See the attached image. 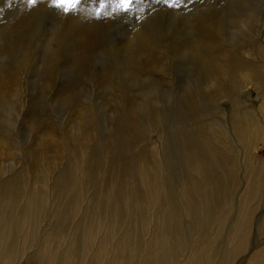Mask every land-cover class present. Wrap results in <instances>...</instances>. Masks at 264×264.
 <instances>
[{
    "label": "rangeland",
    "instance_id": "rangeland-1",
    "mask_svg": "<svg viewBox=\"0 0 264 264\" xmlns=\"http://www.w3.org/2000/svg\"><path fill=\"white\" fill-rule=\"evenodd\" d=\"M258 36L264 0H0V264H264Z\"/></svg>",
    "mask_w": 264,
    "mask_h": 264
},
{
    "label": "bare ground",
    "instance_id": "bare-ground-1",
    "mask_svg": "<svg viewBox=\"0 0 264 264\" xmlns=\"http://www.w3.org/2000/svg\"><path fill=\"white\" fill-rule=\"evenodd\" d=\"M259 37V39H260V42L264 45V37L263 38H260V36H258ZM261 43H258L257 44V47H261ZM241 54H242V51H241ZM244 55L246 56V57H249V59L250 58H253L254 59V57L256 56L257 58H259L258 57V55H252L251 53H249V51L248 50H246V51H244ZM223 77H227V75H225V74H223ZM250 78V77H249ZM247 79H248V77H247ZM211 80V82L212 83H214V84H216V85H218V86H220L221 85V81H218V80H222V79H219L218 77H213V78H211L210 79ZM231 84H233L234 86H236V87H238L239 85H238V83L237 82H235V81H232V83ZM243 86H241V87H248L249 86V84H251V82L249 81V82H247V80L246 79H243V82L241 83ZM252 85V84H251ZM247 96V95H246ZM184 99H186V101H188V99H189V95H187L186 94V97H184ZM256 103L257 102H255V104H254V101H252V99H250V98H248V97H242V99H241V101L239 100L234 106H233V108L234 109H236L237 107H239V109H237V111H235V112H232L233 113V115H231L230 116V118H231V122H229V123H231V125H230V130L232 131V133L233 134H236V132H237V138H242V131H244L245 129H246V127H244V124L247 122V118L252 114V111L255 109V105H256ZM231 106V105H230ZM228 108V107H227ZM229 108H231V107H229ZM233 108L231 109V111L233 110ZM248 109L250 110V111H248ZM227 110V109H226ZM230 111V110H229ZM230 111V112H231ZM234 111V110H233ZM226 116V115H225ZM227 118H229V117H227ZM228 121V120H227ZM229 125V124H228ZM228 125H227V127H228ZM217 126V125H216ZM226 127V128H227ZM229 129V128H228ZM222 130H224V129H222ZM231 131H229V132H231ZM225 132V131H224ZM224 132L222 133L221 132V134H219L218 135V139H219V141L220 140H225V135H224ZM228 132V131H227ZM228 132V133H229ZM227 136V135H226ZM227 138V137H226ZM236 140V139H235ZM236 142V141H235ZM239 145V144H238ZM261 184H262V176L261 175H259L258 174V179H257V182H256V185H254L252 188H250V189H248V190H245L244 191V193L242 194V196H243V198H244V200L246 201L247 199H248V201L251 203V205H252V207H253V205H254V202H255V199L257 198V196H258V194H259V192H260V189H261ZM213 190H215V186L213 185ZM211 193H212V191H210V192H204V193H202L204 196H207L208 197V200L206 201L207 203L210 201L211 203H213V201H214V199H213V196L211 195ZM206 198V197H205ZM216 199V198H215ZM244 201V202H245ZM243 206H247V205H244V203H243ZM264 211V210H263ZM208 214H212V212H210V210L208 209ZM263 214H264V212H263ZM242 216V215H241ZM264 217V216H263ZM206 222V221H205ZM223 222V221H222ZM200 224H201V222H200ZM221 225L222 224H220V220H219V222H218V226L219 227H221ZM261 226V225H260ZM222 227H223V225H222ZM248 231H249V220L247 219V220H244V224L242 225V234H241V239L239 240V242H238V245H237V247L234 245V241L233 240H229V243H232V245H231V248H230V253H231V255H233L238 249H240V248H242V246L244 245V243H245V239H246V235H247V233H248ZM262 244H264V241L262 242ZM166 245V244H165ZM228 248V247H227ZM166 250H168V249H166ZM255 254H257L258 255V251H256V253ZM226 256V255H225ZM224 257V256H223ZM225 258V257H224ZM222 259V260H224V262L226 261L225 259ZM254 259V258H253ZM253 259H251L250 261H249V263L248 264H251L252 262H253ZM221 260V261H222ZM221 261H220V263H221ZM223 262V264H226V263H224ZM227 262V261H226ZM203 264V263H202Z\"/></svg>",
    "mask_w": 264,
    "mask_h": 264
}]
</instances>
